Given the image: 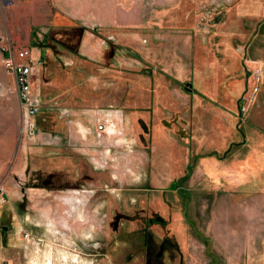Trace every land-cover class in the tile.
<instances>
[{
    "label": "rangeland",
    "instance_id": "rangeland-1",
    "mask_svg": "<svg viewBox=\"0 0 264 264\" xmlns=\"http://www.w3.org/2000/svg\"><path fill=\"white\" fill-rule=\"evenodd\" d=\"M0 25L41 62L28 132L0 58L8 264H264V0H12Z\"/></svg>",
    "mask_w": 264,
    "mask_h": 264
},
{
    "label": "built area",
    "instance_id": "built-area-1",
    "mask_svg": "<svg viewBox=\"0 0 264 264\" xmlns=\"http://www.w3.org/2000/svg\"><path fill=\"white\" fill-rule=\"evenodd\" d=\"M11 1L0 0V6H5ZM0 58L6 71L15 76L16 84L9 86L8 90L18 92L25 113V123L29 127L27 131L30 132L32 120L39 114L42 101L37 81L41 62L33 57L30 47L19 45L18 40L7 33L2 25H0ZM111 129L114 128L110 126L109 114H105L94 133L98 139H104L112 131ZM4 194L5 189L0 185V195ZM26 237L29 238L28 233Z\"/></svg>",
    "mask_w": 264,
    "mask_h": 264
},
{
    "label": "crops",
    "instance_id": "crops-1",
    "mask_svg": "<svg viewBox=\"0 0 264 264\" xmlns=\"http://www.w3.org/2000/svg\"><path fill=\"white\" fill-rule=\"evenodd\" d=\"M15 94L17 95V98L20 100L18 92H15ZM2 215H3V212L1 211V205H0V218L2 217ZM3 228L5 230H7L6 226H4ZM8 231H9V233L11 232L10 230H8ZM4 240H5V236L1 235L0 236V264H8L11 261V260H7L8 251L10 250V248H9L10 244H5ZM31 242L36 247L41 245V243L37 239H34V241L31 240Z\"/></svg>",
    "mask_w": 264,
    "mask_h": 264
}]
</instances>
